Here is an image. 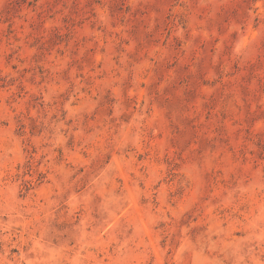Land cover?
I'll return each instance as SVG.
<instances>
[{"label": "rangeland", "instance_id": "374dc122", "mask_svg": "<svg viewBox=\"0 0 264 264\" xmlns=\"http://www.w3.org/2000/svg\"><path fill=\"white\" fill-rule=\"evenodd\" d=\"M0 264H264V0H0Z\"/></svg>", "mask_w": 264, "mask_h": 264}]
</instances>
